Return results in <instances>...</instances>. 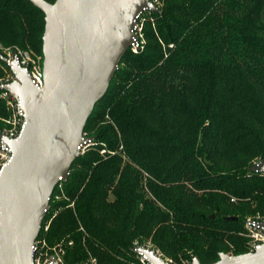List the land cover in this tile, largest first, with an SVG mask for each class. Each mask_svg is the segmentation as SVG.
<instances>
[{
  "label": "trees",
  "instance_id": "16d2710c",
  "mask_svg": "<svg viewBox=\"0 0 264 264\" xmlns=\"http://www.w3.org/2000/svg\"><path fill=\"white\" fill-rule=\"evenodd\" d=\"M155 5L141 14L142 49H128L86 122L92 143L51 195L37 239L48 251L70 242L62 264H129L133 242L210 264L248 252L243 221L264 213V174L249 172L264 160V0ZM43 18L0 0V50L41 63ZM9 116L0 98V133Z\"/></svg>",
  "mask_w": 264,
  "mask_h": 264
},
{
  "label": "water",
  "instance_id": "95a60500",
  "mask_svg": "<svg viewBox=\"0 0 264 264\" xmlns=\"http://www.w3.org/2000/svg\"><path fill=\"white\" fill-rule=\"evenodd\" d=\"M28 1L44 15L43 86L34 87L13 63L14 80L1 87L19 102L24 123L15 139H1L11 156L0 173V264H33L51 195L68 178L79 148L93 140L84 127L134 40L136 17L160 11L149 0ZM249 171L263 173L264 160ZM133 251L150 264H168L153 249ZM49 264L58 262L52 257ZM210 264H264V246L219 253Z\"/></svg>",
  "mask_w": 264,
  "mask_h": 264
},
{
  "label": "built area",
  "instance_id": "2783aa9c",
  "mask_svg": "<svg viewBox=\"0 0 264 264\" xmlns=\"http://www.w3.org/2000/svg\"><path fill=\"white\" fill-rule=\"evenodd\" d=\"M149 1L152 5H155V0ZM146 12H150V10L143 11L135 19V27L133 30L134 40L129 47V50L131 52L135 53L138 50L142 49L143 41L142 34L140 32L142 24L140 20H142L141 14ZM1 58H3L4 61ZM13 63H15L20 69H23L25 72H27L34 87L41 88L43 86V72L42 63H40V57L36 56L32 58L28 51L18 48L5 49L0 53V65H2V67L6 71V75L2 79H0V98L5 101V105L10 112V116L7 120L9 128L3 130L0 133V173L3 169V166L7 163L11 156L9 150L1 145V139H15L19 135L24 123L21 110L19 109V102L15 98L9 96L7 91L1 89L3 85L8 84L14 80V76L11 72V64ZM91 143L92 141L84 142V144L79 148V155L82 154L85 148ZM105 152L106 151L104 149L100 150L101 154ZM230 200L233 201V199ZM241 235L246 239L245 246L248 252H253L257 248L264 246V215L245 218V220L243 221V233ZM38 242L39 240L36 239L32 248L33 264H49L51 258L45 262H42L37 257L36 254L38 250ZM136 248L138 247H135L134 249ZM140 257L142 259V263L150 264L147 262L145 257L141 255ZM56 260L58 264L62 263L60 258ZM91 264H96L95 260H91Z\"/></svg>",
  "mask_w": 264,
  "mask_h": 264
},
{
  "label": "rangeland",
  "instance_id": "374dc122",
  "mask_svg": "<svg viewBox=\"0 0 264 264\" xmlns=\"http://www.w3.org/2000/svg\"><path fill=\"white\" fill-rule=\"evenodd\" d=\"M140 22H141V24H142V20H140ZM141 32V31H140ZM142 41H143V37H142ZM144 42V41H143ZM6 48H3L2 50H0L1 52H3L4 50H5ZM29 54H30V56L33 58V57H36V55L33 53V52H30L29 51ZM41 63H42V60H41ZM3 68V67H2ZM2 75L4 76V74L6 75V71L4 70V72H3V70H2ZM115 152H111L110 153V155H113ZM99 154L100 155H105L106 154V152L105 153H103V154H101L100 152H99ZM256 162H258V161H255V160H253V161H251V166H253ZM250 166V167H251ZM249 167V168H250ZM250 172V171H249ZM58 189H61V186H59L58 187ZM60 199H63L62 197H61V195L60 194H58V193H56V195L54 196V200H60ZM69 206H72V204H70ZM258 215H260V216H262V215H264V213H253V214H250V215H248L247 217H255V216H258ZM54 216V214L53 215H51L47 220H46V222H45V224H44V227H43V231L45 232L46 230H47V228H48V226H49V223H50V221H51V219H52V217ZM135 244V242H133V248H132V252H134L133 250H134V248H135V246L136 245H134ZM59 246H62V245H65V246H62L61 248L59 247V248H56V247H53L52 249H51V251H48V250H43V247H44V241L42 240V239H39V242H38V250H37V257L40 259V261H42V262H45V261H47V260H49L50 258H55V259H58V258H60V255L62 254V252H64L65 251V249H66V247H69L70 245H71V243L70 242H67V243H61V244H58ZM145 248H150V249H153V250H155L156 252H157V254L164 260V261H166L168 264H191L192 263V260H193V257H191V260H189V261H187V260H179V262H175V261H173L171 258H169V257H166V256H164L159 250H157V249H154V248H152V246L149 244V243H147L145 246H144ZM135 253V252H134ZM227 254H231L230 252H227ZM131 260L129 261V264H145V263H142L141 262V257H140V255H138V254H134V255H132L131 256ZM91 260H95V262H96V264H98V262H97V260L93 257V256H91V255H88L87 256V258L86 259H84V260H82V261H79V262H76L75 264H91ZM59 264H62V263H59Z\"/></svg>",
  "mask_w": 264,
  "mask_h": 264
}]
</instances>
